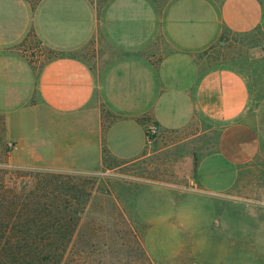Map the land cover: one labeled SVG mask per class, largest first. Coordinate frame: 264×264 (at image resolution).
<instances>
[{"label": "rangeland", "instance_id": "rangeland-1", "mask_svg": "<svg viewBox=\"0 0 264 264\" xmlns=\"http://www.w3.org/2000/svg\"><path fill=\"white\" fill-rule=\"evenodd\" d=\"M176 1L0 0V46L12 44L36 75L67 54L50 49L45 35L53 43L79 44L73 53L89 63L99 54L101 67L121 51L159 61L172 50L164 21ZM229 42L213 56L241 59L262 95L263 34ZM4 125L0 115V225L10 223L2 217L9 205L62 210L55 219L76 226L65 234L72 244L62 264H264V157L239 174L220 157H195L194 164L179 157H101L93 174L47 172L18 166L22 157H10ZM153 140L149 153L157 151ZM0 237L8 235L0 231Z\"/></svg>", "mask_w": 264, "mask_h": 264}, {"label": "crops", "instance_id": "crops-1", "mask_svg": "<svg viewBox=\"0 0 264 264\" xmlns=\"http://www.w3.org/2000/svg\"><path fill=\"white\" fill-rule=\"evenodd\" d=\"M164 23L172 50L155 62L121 51L101 67L99 54L89 63L73 53L79 44L45 35L50 49L67 54L36 75L12 44L1 43L2 139L10 157H22L18 166L93 174L101 157H179L193 164L195 157H220L239 174L263 158L264 93L245 77L241 59L213 55L234 35L264 36V0H177ZM152 123L155 153H149Z\"/></svg>", "mask_w": 264, "mask_h": 264}, {"label": "trees", "instance_id": "trees-1", "mask_svg": "<svg viewBox=\"0 0 264 264\" xmlns=\"http://www.w3.org/2000/svg\"><path fill=\"white\" fill-rule=\"evenodd\" d=\"M42 206L29 205L22 211L12 205L3 208L8 215L1 216L10 223L0 225V231L8 235L0 237V264H62L72 244V236L66 238L65 234H74L76 226L55 219L64 215L62 210L52 214L46 204Z\"/></svg>", "mask_w": 264, "mask_h": 264}, {"label": "built area", "instance_id": "built-area-1", "mask_svg": "<svg viewBox=\"0 0 264 264\" xmlns=\"http://www.w3.org/2000/svg\"><path fill=\"white\" fill-rule=\"evenodd\" d=\"M148 132L150 133L151 136H155L158 134V128L156 125H152L149 127Z\"/></svg>", "mask_w": 264, "mask_h": 264}]
</instances>
